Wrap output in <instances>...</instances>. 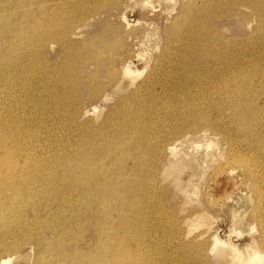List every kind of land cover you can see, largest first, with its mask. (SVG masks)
Segmentation results:
<instances>
[{
  "label": "rangeland",
  "instance_id": "374dc122",
  "mask_svg": "<svg viewBox=\"0 0 264 264\" xmlns=\"http://www.w3.org/2000/svg\"><path fill=\"white\" fill-rule=\"evenodd\" d=\"M43 1L0 0V63L6 67L5 64L11 59V64L18 68L12 72L6 68L10 86L2 113L9 109L17 117L21 111L19 106L26 107L27 110H22L31 117L25 126L26 136L30 137L32 143L41 144L46 150L45 154L59 155L63 162L69 158L81 161L85 152L93 149L95 142L100 143L106 137L113 143L121 134L126 142L123 152L127 155L132 152L129 156L137 155V159L133 170L132 160L124 163L125 171L120 183L111 180L113 190L122 194L123 200L104 195L101 197L104 200L98 201L100 197H96V201L92 200V194L96 192L90 189L86 190L87 193L81 190L65 192L62 188L46 185L28 192L26 204L21 208L0 205V213L3 214H0V259L11 260L7 264H80L82 260L93 263L103 260L104 257L97 253L107 245L113 251L120 248L118 258L122 259L120 256L129 253L138 258L141 264H233L230 248L214 245V236L221 242H230L242 254L245 251V257L248 249L258 251L264 257V149L262 152L259 150L264 147V118L257 110V107L264 108V15L251 14L253 9L250 8L257 0H217V8L222 13L220 19L209 18L210 9H201L202 3L197 0L192 2L194 5L188 6L186 0L185 4L180 2V5H185V10H174L170 15L167 11L174 7L170 3L165 4L166 8H161L157 0H149L152 6L146 7L134 0H116L118 4L114 3L115 0H105L114 3L110 18L104 20L106 17L102 16L99 20L92 19L88 26L80 29V38H71L66 52H61L57 43L39 48L30 41L33 33L28 31L33 22L50 20L55 26L51 29L54 31L61 26L58 1ZM92 1L91 6L98 0ZM232 2L237 5L233 6L230 4ZM196 7L200 10L199 14ZM127 22L131 27H126ZM205 25L209 28L206 31ZM145 32L149 34L143 46L146 58H149L147 64L136 57L138 49L135 44L138 40L134 39ZM170 34L172 38L168 36ZM179 35L184 44L175 48L173 38ZM202 42L204 46L200 44ZM186 54L191 58L206 55V58H216L218 62L209 60L207 72L195 67L194 71L184 73L185 76L178 75L183 73L176 66L178 62L182 63L180 57ZM25 55H29V58L26 59ZM190 61L195 63L196 59ZM128 62L134 66L133 69L143 72L131 86L127 82L117 85L118 73ZM2 73L0 75L5 78ZM176 76L177 84L183 88L176 87L174 83L162 88L158 83ZM205 77L207 80L203 79ZM236 89H242L246 97L243 101L241 97H236ZM256 93L259 97H254ZM251 107H255L252 116L239 117L241 112L245 113ZM198 108L205 114L197 117ZM239 124L257 128L258 134L243 133V130H239ZM178 140L183 142L180 146L183 152L189 151L192 143L204 144L212 140L216 146L207 160L186 159L172 167L168 150L169 146L178 144ZM21 225L26 226L24 231ZM125 261L120 264H130L128 259Z\"/></svg>",
  "mask_w": 264,
  "mask_h": 264
},
{
  "label": "bare ground",
  "instance_id": "6f19581e",
  "mask_svg": "<svg viewBox=\"0 0 264 264\" xmlns=\"http://www.w3.org/2000/svg\"><path fill=\"white\" fill-rule=\"evenodd\" d=\"M49 1L51 0H44L43 3H49ZM57 4H59V8H60V16L61 17V26L59 27L58 31H54L51 30L52 28L54 29L55 26L50 22V20H47L43 22V23H38V22H33L32 27H30V30L28 32L33 33L32 34V38L30 39V41L33 42V46L36 47L40 46V47H45V45L48 44H53V43H57V45L59 46V50L62 51H68V47L67 45L71 43V38L73 39H78L81 36V28H84L86 26H88V24L90 23V21L93 19H100L102 18V16H105L106 18H103L104 20H108L110 18L111 15V9L114 7L112 5L118 4L115 2H107L105 0H98L94 5H89L90 4V0H57ZM130 1V0H128ZM132 1V0H131ZM140 3V5L142 6H152V3L149 2V0H134V2ZM151 1V0H150ZM158 4L161 8H166L164 7L165 4H172L174 7H172L171 11H167V14H171L172 11L174 10H181L183 11V9L185 10V5H180L179 3L183 2L185 4V0H157ZM196 1V0H186V5H190L193 4L192 2ZM197 1H201L202 3V7L201 9H205L209 11L208 17L211 19H220L222 17V13L220 12V10H218L217 5L218 2L217 0H197ZM219 1V0H218ZM239 1V0H238ZM91 2H93L91 0ZM123 2V1H122ZM147 2V3H146ZM220 2V1H219ZM236 2V1H235ZM235 2H232L230 4H232L233 6L237 5ZM235 3V4H234ZM196 4V3H195ZM89 5V6H87ZM187 5V6H188ZM194 5V4H193ZM49 6V5H48ZM51 6V5H50ZM38 7V6H37ZM45 7V6H44ZM183 7V8H182ZM201 7V6H200ZM224 7V6H222ZM193 8V7H192ZM190 8V9H192ZM232 8V7H231ZM251 9H253V12L251 14H254L256 16L261 17L262 15H264V0H257V3L252 4V7L250 6ZM36 9V8H35ZM47 9V8H46ZM54 9V8H53ZM57 9V8H56ZM198 11V14L200 12V10L196 7L195 8ZM164 10V9H163ZM194 10V9H193ZM192 10V11H193ZM195 10V11H196ZM48 11V10H47ZM189 11V10H188ZM194 11V12H195ZM30 12V11H29ZM49 12V11H48ZM53 12V11H52ZM57 12V11H56ZM54 13V12H53ZM189 13V12H188ZM187 13V14H188ZM192 13V12H191ZM58 14V13H57ZM108 14V15H107ZM186 14V15H187ZM196 14V13H195ZM185 15V16H186ZM43 16V15H42ZM50 18V17H48ZM52 18V17H51ZM60 18V17H59ZM188 18V17H187ZM200 18V17H199ZM209 19L208 21L211 22L212 25V20ZM92 20V21H93ZM184 20V18H183ZM187 20V19H186ZM195 20V19H194ZM36 21V20H35ZM196 21V20H195ZM215 22V21H214ZM59 23V22H58ZM192 23V22H191ZM206 23V22H205ZM60 24V23H59ZM95 24V23H93ZM126 24V23H125ZM135 24L132 25V27H134ZM185 25V23H184ZM183 25V26H184ZM187 26V25H186ZM206 26V25H205ZM208 26V25H207ZM207 26L205 27V31L207 28ZM126 27H131V24H129L127 22ZM29 28V27H28ZM186 28V27H185ZM18 29V28H17ZM81 29V30H80ZM149 29V28H148ZM148 29H146L148 31ZM181 30V29H180ZM182 32V31H181ZM180 32V33H181ZM2 33V32H1ZM20 33V32H19ZM35 33V34H34ZM179 33V32H178ZM177 33V35H178ZM212 33V32H211ZM219 35V34H218ZM169 37L172 38V35H168ZM214 36V35H213ZM221 36V35H220ZM13 37V36H12ZM167 37V38H169ZM177 37V38H176ZM174 37V47H178V46H182V42L183 40L181 39V36H176ZM206 37V36H205ZM222 37V36H221ZM149 38V34L147 32H145L143 35L141 36H136L134 37L135 40H138V42L135 44L137 46L138 51L136 52V57L139 58V60L145 62V64H147V59L146 58V52L143 49L144 46V41H148ZM222 39V38H221ZM220 39V40H221ZM93 40V39H92ZM200 40V39H199ZM224 40V39H223ZM29 41V40H28ZM150 41V40H149ZM169 41V40H168ZM172 41V40H171ZM201 41V40H200ZM203 41V40H202ZM209 41V40H208ZM212 41V40H211ZM225 41V40H224ZM14 42V41H13ZM10 43V41H9ZM27 43V42H25ZM35 43V44H34ZM205 43V42H204ZM169 43H167L168 45ZM171 44V43H170ZM203 45V42L200 43ZM212 44V43H211ZM16 45V44H15ZM19 45V44H18ZM55 46V44L53 45ZM172 46V45H171ZM185 46V45H184ZM201 46V45H200ZM204 46V45H203ZM206 46V45H205ZM214 46V45H213ZM26 47V46H24ZM23 47V48H24ZM28 47V46H27ZM32 47V46H31ZM39 47V48H40ZM193 47V46H192ZM191 47V48H192ZM210 47V46H209ZM212 47V45H211ZM217 47V46H215ZM214 47V48H215ZM21 48V47H20ZM172 48V47H171ZM181 48V47H180ZM185 48V47H184ZM187 48V47H186ZM190 48V47H189ZM201 48V47H200ZM198 48V49H200ZM203 48V47H202ZM166 49V48H165ZM238 49V48H237ZM2 50V49H1ZM26 50V49H25ZM25 50L24 53L25 54ZM99 50V49H98ZM101 50V49H100ZM197 50V49H196ZM205 50V49H204ZM208 50V49H207ZM211 50V49H210ZM225 50V49H224ZM235 50V49H234ZM28 51V50H27ZM38 51V50H37ZM76 51V50H75ZM74 51V52H75ZM185 51V50H183ZM201 51V49H200ZM215 51V50H214ZM238 51V50H237ZM145 52V53H144ZM163 52V51H162ZM174 52V51H173ZM172 52V53H173ZM186 52V51H185ZM204 52V51H203ZM221 52V51H220ZM228 52V51H227ZM239 52V51H238ZM1 53V52H0ZM28 53V52H27ZM37 53V52H36ZM198 53V51H197ZM196 53V54H197ZM224 52H222L223 54ZM235 53V52H234ZM233 53V54H234ZM105 54V53H104ZM165 54V53H164ZM163 54V55H164ZM195 54V53H194ZM220 54V53H219ZM21 55V54H20ZM38 55V54H37ZM36 55V57H37ZM44 55V54H42ZM103 55V53H102ZM189 55V54H188ZM1 56V55H0ZM31 56L32 53H31ZM40 56V55H39ZM45 56V55H44ZM48 56V54H47ZM68 56V54H67ZM104 56V55H103ZM109 56V55H108ZM177 56V55H176ZM229 56V55H228ZM240 56V55H238ZM242 56V55H241ZM2 57V56H1ZM23 57V56H22ZM35 59V56H33ZM164 57V56H163ZM179 57V56H178ZM193 57V56H192ZM19 58V57H18ZM25 58L28 59L29 55H25ZM38 58V57H37ZM66 58V56H65ZM68 58V57H67ZM235 58V57H232ZM39 59V58H38ZM41 59V58H40ZM163 59V58H162ZM191 59H196V62H192L190 61ZM81 60V59H79ZM180 60L182 61V63L178 62V65L176 66V69L179 68L181 73L183 74H178V75H184V73H189L192 72V70L196 67V69H199L201 71H206L208 70V61L212 60V61H216V58H206V55L203 56H196V57H189L187 56H181ZM229 60V59H228ZM235 60V59H234ZM240 60V59H239ZM47 61V60H46ZM56 61V60H54ZM130 61V60H129ZM158 61V60H157ZM156 61V62H157ZM167 61V59H166ZM179 61V60H178ZM220 61V60H219ZM24 62V61H23ZM39 62V61H38ZM37 62V63H38ZM85 62V61H84ZM176 62V61H175ZM230 62V61H229ZM232 62V61H231ZM11 59H9V61L5 64L6 67H4V65L2 63H0V73L5 76L2 77L0 75V205L4 206V207H11V206H18V208H21L23 205L26 204V200H25V196L27 195L28 192H31L32 189H34L35 187H44L46 185L50 186V187H59L62 188V190H64L65 192H69L70 190H74L73 192L77 191V190H81L83 193L86 192V190L90 189V191H95V194L93 195L92 200H96V197H100L99 200H104L103 197L111 195L112 197H115L118 200H123L122 194L119 195L120 193L116 192L115 190H113V184L111 183V180H114L115 182H119L121 179V175L122 172L125 171V162L127 161L129 163V160H132V167L131 169L133 170L135 168V163H136V156L135 157H131L129 156L130 154H132V152L130 154L127 155V153H124V147L126 145V142H124V138H123V134H121L120 136H117V141H112L109 138H104L101 140L100 143L95 142V146L93 147V149L86 151L82 160L81 161H77L76 159H68L67 161H62L59 157V155L53 156L50 154H45L46 150H44V148H42L41 144H35V142H31L32 140H30L29 136H26V134L24 133L26 131L25 126L28 123L29 119H31V117L28 115V112L26 111V113L23 110H27V108H22L23 105H20V114L19 116H13L11 110H7V112H5V114H3L1 111L4 108V101H5V97L8 96V90H9V86H10V76L7 74L6 68L12 72V71H16L17 65L11 64ZM35 63V62H34ZM43 63V62H42ZM51 63V62H50ZM226 63V62H225ZM235 63V62H234ZM18 64V63H17ZM20 64V62H19ZM62 64V63H61ZM64 64V63H63ZM62 64V65H63ZM224 64V63H223ZM232 64V63H231ZM56 65V64H55ZM196 65V66H195ZM47 66V65H46ZM52 67V65H50ZM123 69L118 73L119 77H118V82L117 85L120 84L121 82H127L128 86H131L134 84V82L138 79V77L142 74L143 71H138L133 69V65L131 63L128 62V64L125 63V65H123ZM175 66H173L175 68ZM212 66V65H211ZM225 66V65H224ZM229 66V65H228ZM41 67L43 68V65H41ZM67 67V66H66ZM72 67V66H70ZM113 67V66H112ZM160 67V66H159ZM216 67V64H215ZM218 67V66H217ZM46 68V67H45ZM229 68V67H228ZM235 68V66H234ZM40 69V68H39ZM57 69V68H55ZM54 69V70H55ZM58 69H60L58 67ZM72 69V68H71ZM75 69H78L75 67ZM74 69V70H75ZM231 69V68H230ZM161 70V69H160ZM215 70V69H214ZM221 70V69H220ZM225 70V69H224ZM228 70V69H227ZM155 71V70H154ZM194 71V70H193ZM231 71V70H230ZM233 71V70H232ZM61 72V71H60ZM177 72H179V70H177ZM196 72V71H195ZM194 72V73H195ZM199 72V71H198ZM216 72V71H215ZM59 73V71H58ZM161 74V72H159ZM203 73V72H202ZM225 73V72H224ZM231 73V72H230ZM235 73V72H234ZM56 74V73H55ZM77 74V72H76ZM197 74V73H195ZM211 74V73H209ZM208 74V75H209ZM227 74V73H226ZM61 75V74H60ZM185 76V75H184ZM188 76V75H187ZM220 76V75H219ZM218 76V77H219ZM151 77V76H150ZM196 77V76H195ZM215 78L216 75H214ZM213 78V77H212ZM93 79V78H92ZM152 79V78H151ZM201 79V78H200ZM204 80H207V78H203ZM240 79V78H239ZM252 79V78H251ZM177 76L174 78H171L169 80H166L164 83H159V85L162 86H169L172 85V83H174L173 85H175L178 88H183L180 84H177ZM222 80V79H221ZM229 80V79H227ZM43 81V80H42ZM85 81V80H84ZM112 81V80H111ZM148 81V79H147ZM157 81V80H156ZM149 82V81H148ZM154 82V81H153ZM221 82V81H220ZM38 83V82H37ZM121 83V84H122ZM216 83V82H215ZM223 83V82H222ZM225 83V82H224ZM223 83V84H224ZM252 83V82H251ZM249 83V84H251ZM147 84V83H146ZM152 84V83H151ZM221 84V83H220ZM248 84V82H247ZM229 85V84H228ZM245 85V84H244ZM142 86V85H141ZM144 86V85H143ZM39 87H41L39 85ZM146 87V86H145ZM185 87V85H184ZM215 87V86H214ZM226 87V86H225ZM228 87V86H227ZM240 87V86H239ZM238 87V88H239ZM117 88V87H116ZM142 88V87H141ZM155 88V87H154ZM158 88V87H157ZM216 88V87H215ZM219 88V87H218ZM217 88V89H218ZM249 88V87H248ZM251 88V87H250ZM38 89V88H37ZM118 89V88H117ZM124 89V88H123ZM122 90V89H121ZM135 90V89H134ZM210 90V88H209ZM120 91V90H119ZM123 91V90H122ZM137 91V90H135ZM134 91V92H135ZM141 91V89H140ZM149 91V90H148ZM219 91V90H218ZM257 91V90H256ZM116 92V90H115ZM142 92V91H141ZM150 92V91H149ZM148 92V93H149ZM162 92V91H161ZM236 97L239 96L241 97V101H243L246 97L243 94L242 89H236ZM152 93V92H151ZM224 93V92H223ZM136 95V93H135ZM139 95V93H138ZM235 95V94H234ZM141 96V94H140ZM139 97V96H138ZM137 97V98H138ZM179 97V96H178ZM254 97H259V94L256 93V95H254ZM106 98V96H105ZM133 98V97H132ZM136 98V96H135ZM144 97H142L143 99ZM159 98V97H158ZM166 98V97H165ZM254 99V98H253ZM7 100V97H6ZM130 100V99H129ZM144 100V99H143ZM141 100V101H143ZM148 100V99H147ZM149 101V100H148ZM124 102V101H123ZM133 102V101H132ZM136 102V101H135ZM140 102V101H139ZM143 103V102H142ZM139 104V103H136ZM135 105V104H134ZM144 105V103H143ZM235 105V104H234ZM237 105V104H236ZM44 107V106H43ZM78 107V106H77ZM123 107V105H122ZM126 107V106H125ZM129 107V106H128ZM249 107V106H248ZM74 108V107H73ZM80 108V107H79ZM124 108V107H123ZM134 108V107H132ZM145 108V107H144ZM258 111L261 112V114L263 115L264 118V108L263 107H257ZM23 109V110H22ZM30 110V108H28ZM81 109V108H80ZM94 109V108H93ZM125 109V108H124ZM127 109V108H126ZM129 109V108H128ZM139 109V108H138ZM147 109V108H146ZM238 112V109L235 108ZM246 109V108H245ZM255 107H251L250 109H248L245 113L241 112L239 114V117H250L253 115ZM75 110V109H74ZM95 110V109H94ZM132 110V109H131ZM134 110V109H133ZM132 110V111H133ZM145 110V109H144ZM142 110V111H144ZM215 110V108L213 109ZM234 110V109H233ZM76 111V110H75ZM74 111V112H75ZM85 111V110H84ZM141 111V112H142ZM72 113V111H70ZM80 112V111H79ZM86 112V111H85ZM91 112V111H90ZM123 112V111H122ZM134 112V111H133ZM152 112V111H151ZM165 113V112H164ZM168 113V112H167ZM166 113V114H167ZM171 113V112H170ZM169 113V114H170ZM203 110L202 109H196V116H202L203 114ZM80 114V113H79ZM88 114V113H87ZM85 114V115H87ZM114 114V112H113ZM121 114V113H119ZM127 114V113H126ZM132 114V113H131ZM134 114V113H133ZM139 114V113H138ZM205 114V113H204ZM75 115V114H74ZM146 115V114H145ZM151 115V114H150ZM164 115V114H163ZM69 116V115H68ZM78 116V115H77ZM119 116V115H118ZM121 116V115H120ZM129 116V114H128ZM137 116V115H136ZM141 116V115H140ZM139 116V118H140ZM149 116V115H148ZM255 116V114H254ZM253 116V117H254ZM133 117V116H132ZM153 117V116H152ZM151 117V118H152ZM161 117V116H160ZM72 118V116H71ZM76 118V117H74ZM73 118V119H74ZM87 118V117H86ZM142 118V117H141ZM201 118V117H200ZM259 117H257L258 119ZM72 119V121H73ZM82 119V118H80ZM92 119V118H91ZM90 119V121H91ZM123 119V118H122ZM126 119V118H125ZM129 119V118H128ZM150 119V118H149ZM196 119V118H195ZM194 119V120H195ZM209 119V118H208ZM68 120V117H67ZM71 120V119H70ZM112 120V119H109ZM151 120V119H150ZM193 120V121H194ZM202 120V119H201ZM207 120V119H206ZM211 120V119H209ZM243 120H247V119H243ZM256 120V119H255ZM259 120V119H258ZM108 121V120H107ZM106 121V122H107ZM116 121V120H115ZM127 121V120H126ZM131 121V120H130ZM143 121V119H142ZM160 121V120H159ZM192 121V122H193ZM242 121V120H241ZM261 121V120H259ZM109 122V121H108ZM112 122V121H111ZM141 122V121H140ZM151 122V121H150ZM162 122V121H161ZM160 122V123H161ZM202 122V121H201ZM200 122V123H201ZM240 122V121H239ZM243 122V121H242ZM240 122V123H242ZM249 122V121H248ZM258 122V121H257ZM262 122L264 123V121L262 120ZM113 123V122H112ZM127 123V122H126ZM132 123V122H130ZM195 123V122H194ZM197 123V122H196ZM208 123V122H206ZM210 123V122H209ZM213 123V122H212ZM245 123V121H244ZM243 123V124H244ZM93 124V123H91ZM136 124V123H135ZM167 124V123H166ZM170 124V123H169ZM182 124V123H181ZM198 124V123H197ZM215 124V123H214ZM213 124V125H214ZM217 124V123H216ZM243 124H239L240 125V129L239 130H243V133L247 134V135H255L256 133L258 134V132H256L257 128L252 129L249 126L245 127V125ZM132 125V124H131ZM134 125V124H133ZM144 125V124H143ZM150 125V123H149ZM161 125V124H160ZM196 125V124H195ZM201 125V124H199ZM93 126V125H92ZM90 126V127H92ZM112 126V125H111ZM183 126V125H182ZM100 126H98L99 128ZM140 127V126H138ZM150 127V126H149ZM157 127V126H156ZM201 127V126H199ZM198 127V128H199ZM212 127V125L210 126ZM208 127V128H210ZM127 128V127H126ZM130 128V127H129ZM215 128V127H214ZM216 128H218L216 126ZM215 128V129H216ZM264 128V127H263ZM117 129V128H115ZM125 129V128H124ZM135 129V128H134ZM145 129V128H144ZM164 129V128H163ZM207 129V127H206ZM131 130V129H130ZM149 130V129H147ZM153 130V129H152ZM199 130V129H197ZM102 131V129H101ZM136 131V130H135ZM163 131V130H162ZM203 131V130H202ZM217 131V130H216ZM96 132V129H95ZM94 132V133H95ZM117 132V131H116ZM127 132V131H126ZM125 132V133H126ZM142 132V131H141ZM148 132V131H147ZM57 133V132H56ZM101 133V132H100ZM129 133V132H128ZM134 133V132H133ZM150 134V132H148ZM154 132H152L153 134ZM208 133V132H207ZM212 133V132H210ZM222 133V132H221ZM98 134V133H97ZM127 134V133H126ZM131 134V132H130ZM156 134V133H155ZM174 134V133H173ZM190 134V133H189ZM198 134V133H197ZM220 134V133H219ZM223 134V133H222ZM101 135V134H100ZM129 135V134H128ZM134 135V134H133ZM193 135V134H192ZM264 135V134H263ZM103 136V135H102ZM137 136V135H136ZM139 136V135H138ZM185 136V135H184ZM251 136V137H253ZM132 137V136H131ZM161 137V135L159 136ZM177 137V136H176ZM249 137V139L251 138ZM103 138V137H102ZM135 138V136H134ZM141 138V137H140ZM174 138V137H173ZM183 138V137H182ZM203 139V137H202ZM246 139V138H245ZM264 139V138H263ZM150 140V139H149ZM177 140V139H176ZM205 140V139H204ZM158 141V140H157ZM162 141V139H161ZM168 141V140H166ZM171 141V140H170ZM175 143V140H173ZM179 141V140H178ZM212 140H210V142H207L204 144L202 143H192L190 144V149H188L189 151H184L180 149V146L183 144V142L181 143L179 141L178 144L173 145L172 147L169 146V153H170V163L171 166L175 167V165L180 164L182 161L186 160V159H191L192 161H197V160H201V159H208L210 158V156L212 154H209L210 152H212V150L214 149L213 147H215L216 145H214V143L211 142ZM150 142V141H149ZM165 142V140H164ZM189 142V141H188ZM187 142V143H188ZM225 142V141H224ZM235 142V141H234ZM43 143V142H42ZM128 143V142H127ZM163 143V142H162ZM185 143V142H184ZM190 143V142H189ZM160 144V143H159ZM167 144V143H166ZM165 144V145H166ZM186 144V143H185ZM228 144H231L228 142ZM129 145V144H128ZM164 145V146H165ZM247 145V144H246ZM83 146V145H82ZM91 147V145H88ZM161 146V145H159ZM168 146V145H167ZM166 146V147H167ZM179 146V147H178ZM229 146V145H228ZM258 146V145H257ZM261 146V145H260ZM86 147V146H85ZM84 147V148H85ZM163 147V146H162ZM165 147V148H166ZM235 147V146H234ZM87 148V147H86ZM131 148V147H130ZM140 148V146H139ZM218 148V147H217ZM264 149V147H260V151L262 152ZM161 151V150H160ZM74 152V151H73ZM84 152V151H83ZM79 153V152H78ZM80 154H82L80 152ZM126 154V155H125ZM138 154V153H137ZM69 155V154H68ZM79 157V155H77ZM163 156V154L161 155ZM67 158V157H65ZM139 158V157H138ZM216 158V157H215ZM236 158V157H235ZM96 160H98L99 162L96 163ZM144 160V159H143ZM206 160L204 162H206ZM141 161V160H139ZM138 161V162H139ZM190 161V160H189ZM159 162V161H158ZM162 162V161H161ZM262 162V161H261ZM264 162V161H263ZM143 163V161H142ZM195 163V162H194ZM203 163V161H202ZM210 163V162H209ZM129 165V164H128ZM182 165V164H181ZM130 166V165H129ZM263 166V165H262ZM128 173V172H127ZM123 176V175H122ZM126 176V175H125ZM132 176V175H131ZM125 182V181H124ZM122 182V183H124ZM120 183V182H119ZM118 183V185H120ZM127 183V182H126ZM132 183V182H131ZM130 183V184H131ZM57 189V188H56ZM40 190V189H39ZM59 191V190H58ZM43 192V191H42ZM49 192V191H48ZM56 192V191H55ZM61 192V191H60ZM122 192V191H120ZM50 193V192H49ZM87 193V192H86ZM85 193V195H86ZM124 193V192H123ZM44 194V193H43ZM67 194V193H66ZM75 194V193H74ZM90 194V193H89ZM57 195V194H56ZM82 195V194H81ZM54 196V194H53ZM91 196V194H90ZM33 197V196H32ZM83 197V195L81 196V198ZM87 198V196H85ZM43 198V196H42ZM41 198V199H42ZM62 198V197H61ZM49 199V198H48ZM54 199V198H53ZM70 199V198H69ZM79 199V198H78ZM107 199V198H106ZM105 199V200H106ZM50 200V199H49ZM114 200V199H113ZM30 201V200H29ZM54 201V200H53ZM91 201V200H90ZM97 201V200H96ZM109 201V199L107 200ZM105 201V202H107ZM117 201V200H116ZM126 201V200H125ZM34 202V201H32ZM37 202V201H36ZM58 202V201H57ZM81 202V201H80ZM101 202V201H100ZM98 202V203H100ZM112 202V201H111ZM124 202V201H123ZM122 201H120V203H123ZM41 203V202H40ZM97 203V202H96ZM103 203V202H101ZM109 203V202H108ZM37 204V203H36ZM75 204V203H74ZM33 205V204H32ZM45 205V204H44ZM48 205V204H47ZM82 205V204H80ZM100 205V204H99ZM104 205V204H103ZM107 205V203H106ZM109 205V204H108ZM111 205V203H110ZM42 206V205H41ZM55 206V205H54ZM57 206V205H56ZM65 206V205H64ZM84 206V205H83ZM28 207H30L28 205ZM44 207V206H43ZM72 207V206H70ZM86 207V205H85ZM84 207V208H85ZM32 208H34L32 206ZM74 208V207H73ZM80 208V207H79ZM5 209V208H4ZM14 209V208H13ZM27 209V208H26ZM45 209V208H44ZM55 209V208H54ZM65 209V208H64ZM77 209V208H76ZM92 209V208H91ZM97 209V207L95 208ZM58 210V209H57ZM72 210V209H71ZM90 210V209H89ZM93 210V209H92ZM101 210V209H100ZM4 211V210H3ZM52 211V210H51ZM50 211V212H51ZM65 211V210H64ZM82 211V210H81ZM87 211V210H86ZM115 211V210H114ZM122 211V210H121ZM14 212V210L12 211ZM36 212V210H35ZM42 211H40L41 213ZM54 212V210H53ZM60 212V211H59ZM99 212V211H98ZM45 213V212H44ZM100 213V212H99ZM120 213V212H119ZM1 214V213H0ZM5 214V213H4ZM25 214V213H23ZM59 214V213H58ZM65 214V213H64ZM70 214V213H69ZM76 214V213H75ZM74 214V215H75ZM87 214V213H86ZM98 213H96L97 215ZM106 214V213H105ZM3 215V214H1ZM19 215V214H18ZM28 215V214H27ZM47 215V214H46ZM52 215V214H51ZM63 215V214H62ZM66 215V214H65ZM68 215V213H67ZM73 215V214H71ZM99 215V214H98ZM104 215V214H103ZM203 215V214H202ZM201 215V216H202ZM6 216V215H5ZM2 217V218H5ZM39 216V215H38ZM37 216V217H38ZM79 216V215H78ZM102 216V215H101ZM113 216V215H112ZM193 216V215H192ZM19 217V216H18ZM65 217V216H64ZM68 217V216H67ZM74 217V216H73ZM194 217V216H193ZM203 217V216H202ZM1 218V219H2ZM35 218V217H34ZM39 218V217H38ZM43 218V217H42ZM45 218V216H44ZM50 221H51V217ZM53 218V215H52ZM59 218V216H58ZM104 218V217H103ZM107 218V217H106ZM119 218V217H118ZM122 218V217H121ZM192 218V217H191ZM190 218V219H191ZM15 219V218H14ZM20 219V218H19ZM22 219V217H21ZM83 219V218H82ZM85 219V218H84ZM111 219V218H110ZM109 219V220H110ZM117 219V218H115ZM186 219V218H184ZM196 219V218H195ZM8 220V218H7ZM17 220V219H16ZM29 220V219H28ZM87 220L88 217H87ZM107 220V219H106ZM121 220V219H120ZM119 220V221H120ZM4 221V220H3ZM24 221V220H22ZM35 221V220H33ZM32 221V222H33ZM38 221V219L36 220ZM40 221V218H39ZM56 221V220H55ZM60 221V219H59ZM74 221H76L74 219ZM97 221V220H96ZM108 221V220H107ZM186 221V220H185ZM190 221V220H189ZM1 222V221H0ZM54 222V221H53ZM67 222V221H66ZM72 222V220H71ZM122 222V220L120 221ZM195 222V221H194ZM3 223V222H2ZM8 223V222H7ZM19 223V222H18ZM75 223V222H74ZM78 223V222H77ZM89 223V222H88ZM96 223V222H95ZM110 223V222H109ZM205 223H207L205 221ZM4 224V223H3ZM28 224V223H27ZM42 224V223H41ZM55 224V223H54ZM59 224V223H58ZM135 224V223H134ZM133 224V225H134ZM29 225V224H28ZM32 225V224H31ZM67 225V224H66ZM76 225V224H75ZM96 225V224H95ZM2 226V225H1ZM16 226V224H15ZM18 226V225H17ZM22 226V230L24 231L26 229L25 225H21ZM36 226V225H35ZM46 226V225H45ZM84 226V225H82ZM119 226V225H118ZM117 226V227H118ZM5 227V226H4ZM7 227V226H6ZM51 227V226H50ZM54 227V226H53ZM72 227V226H71ZM86 227V226H85ZM104 227V226H103ZM112 227V226H111ZM15 228V227H14ZM13 228V229H14ZM31 228V227H30ZM58 228V227H57ZM94 228V227H93ZM120 228V226H119ZM118 228V229H119ZM210 228V227H209ZM2 229V228H1ZM38 229V228H37ZM50 229V228H49ZM72 229V228H71ZM116 229V228H115ZM198 229V228H197ZM35 230V229H34ZM42 230V229H40ZM51 230V229H50ZM80 230V229H79ZM102 230V229H101ZM191 230V229H190ZM196 230V229H195ZM206 230V229H205ZM1 231V230H0ZM8 231V230H7ZM30 231V230H29ZM60 231V230H59ZM78 231V230H77ZM81 231V230H80ZM27 232V231H26ZM34 232V231H33ZM38 232V231H37ZM53 232V231H52ZM61 232V231H60ZM72 232V231H71ZM102 232V231H101ZM10 233V232H9ZM29 233V232H28ZM35 233V232H34ZM59 233V232H58ZM99 233V232H98ZM18 234V233H17ZM38 234V233H36ZM44 233H41V235ZM76 234V233H75ZM86 234V233H85ZM97 234V233H96ZM119 234V233H118ZM3 235V234H2ZM6 235V233H5ZM67 235V234H66ZM84 235V234H83ZM103 235V234H101ZM208 235V234H207ZM25 236H27L25 234ZM34 236V235H33ZM44 236V235H43ZM42 236V238H43ZM57 236V235H56ZM55 236V238H56ZM64 236V235H63ZM72 237V235H70ZM99 236V234H98ZM133 236V235H132ZM31 237V236H30ZM38 237V236H37ZM76 237V236H75ZM101 237V236H100ZM214 245H226L227 247L230 248L231 254H232V258H233V264H264L263 262V256L261 253H258V251H254L252 249H248L247 251V255L246 257L243 256L240 251H238L234 245H231L230 242H224V241H220L219 239L216 238V236H214ZM3 238V237H2ZM5 238V237H4ZM19 238V237H18ZM23 238V237H22ZM28 238V237H27ZM77 238V237H76ZM80 238V237H79ZM78 238V239H79ZM89 238V237H88ZM229 238V237H228ZM24 239V238H23ZM22 239V240H23ZM38 239V238H37ZM44 239V238H43ZM262 241H264V238L262 237ZM2 241V239H0ZM64 240V239H63ZM81 240V239H80ZM97 240V239H96ZM102 240V239H101ZM195 240V239H194ZM8 241V240H7ZM15 241V240H14ZM26 241V240H25ZM29 241H32L29 240ZM41 241V240H40ZM44 241V240H43ZM52 241V240H50ZM62 241V240H61ZM60 241V242H61ZM65 241V240H64ZM84 241V240H83ZM23 242V241H22ZM48 242V241H47ZM81 242V241H80ZM88 242V241H87ZM84 242V243H87ZM4 243V242H3ZM19 243V242H18ZM17 243V244H18ZM37 243V242H36ZM44 243V242H43ZM65 243V242H64ZM100 243L102 244L103 241ZM99 243V244H100ZM15 244V243H14ZM23 244V243H22ZM58 244V243H57ZM75 244V242H74ZM89 244V242H88ZM87 244V246H88ZM104 244V243H103ZM106 244V243H105ZM256 244V243H255ZM5 245V244H4ZM27 245V244H26ZM44 245V244H43ZM52 245V244H51ZM63 245V244H62ZM94 245V244H93ZM13 246V244H12ZM16 246V245H15ZM23 246V245H22ZM25 246V245H24ZM30 246V245H29ZM49 246V244H48ZM59 246V244H58ZM73 246V245H72ZM76 246V245H75ZM83 246V245H82ZM101 245H99L100 247ZM213 246V245H212ZM254 246V245H253ZM257 246V245H256ZM19 247V246H18ZM45 247V246H44ZM43 247V249H44ZM60 247V246H59ZM198 247V246H197ZM8 248V247H7ZM16 248V247H14ZM33 248V247H32ZM52 248V246L50 247V249ZM96 248V247H95ZM4 249V248H3ZM10 249V248H9ZM13 249V248H12ZM17 249V248H16ZM41 249V248H40ZM39 249V250H40ZM62 249V247H61ZM84 249V248H83ZM99 249V248H98ZM6 250V249H5ZM33 250V249H31ZM49 250V249H48ZM64 250V249H63ZM74 250V249H73ZM87 250V249H86ZM90 250V248H89ZM88 250V251H89ZM95 250V249H94ZM120 248H116V250H111L107 248V245L104 246L103 248L101 247L98 251V255H102L103 260L102 261H93L89 262V263H84V261H80V264H112V261H117V263L115 264H120L123 260L125 261L126 259L129 260L130 264H138L140 261L138 258H134L133 256H131L129 253L123 254L122 259L118 258V255H120L121 253H119ZM122 250V249H121ZM19 251V250H18ZM56 251V250H55ZM65 251V250H64ZM3 252V251H2ZM17 252V251H15ZM48 252V251H47ZM51 252V251H50ZM67 252V251H66ZM97 252V250H96ZM6 253V251H5ZM64 253V252H62ZM86 253V252H84ZM131 253V252H130ZM156 253V252H155ZM18 254V253H17ZM16 254V255H17ZM40 254V253H39ZM81 254V253H80ZM79 254V256H81ZM96 254V255H97ZM261 254V255H260ZM1 255V254H0ZM61 255V254H60ZM68 255V253H67ZM70 255V254H69ZM68 255V257H69ZM89 255V254H88ZM95 255V254H94ZM38 256V255H36ZM50 257V255H48ZM66 255H64L63 257H65ZM72 256V255H71ZM75 256V255H73ZM3 257V256H2ZM13 257V256H12ZM40 258V256H38ZM44 257V256H43ZM54 257V256H53ZM57 257V256H55ZM150 257V256H149ZM263 257V258H262ZM47 258V257H46ZM62 258V257H61ZM101 260V257H99ZM114 258H117V260H114ZM42 259V258H41ZM51 259V258H50ZM60 259V258H59ZM67 258H65L66 260ZM74 261L75 258H73ZM82 259V258H81ZM144 259V258H143ZM149 259V258H148ZM156 259V258H154ZM46 260V259H45ZM49 260V259H48ZM53 260V259H52ZM57 260V258H56ZM85 260V259H84ZM120 260V261H119ZM145 260V259H144ZM11 260H7V259H0V264H7L8 262H10ZM63 261V260H61ZM142 261V260H141ZM48 262V261H47ZM51 262V261H50ZM49 262V263H50ZM57 262V261H56ZM59 262V261H58ZM65 262V261H63ZM77 262V261H76ZM144 262V261H143ZM151 262V261H150ZM43 263V262H42ZM66 263V262H65ZM74 263V262H73ZM126 263V261H125ZM145 263V262H144ZM143 263V264H144ZM41 264V263H40ZM57 264V263H56ZM59 264V263H58ZM75 264V263H74ZM114 264V263H113ZM141 264V263H139Z\"/></svg>",
  "mask_w": 264,
  "mask_h": 264
}]
</instances>
